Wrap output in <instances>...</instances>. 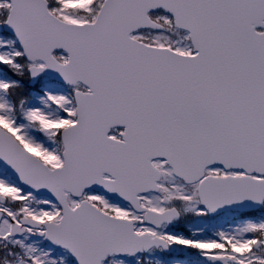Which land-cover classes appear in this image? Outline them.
<instances>
[{"label": "snow or ice", "instance_id": "obj_1", "mask_svg": "<svg viewBox=\"0 0 264 264\" xmlns=\"http://www.w3.org/2000/svg\"><path fill=\"white\" fill-rule=\"evenodd\" d=\"M0 264H264V0H0Z\"/></svg>", "mask_w": 264, "mask_h": 264}]
</instances>
